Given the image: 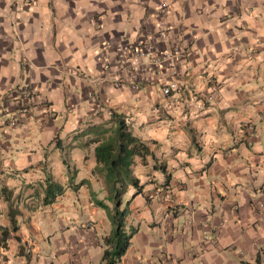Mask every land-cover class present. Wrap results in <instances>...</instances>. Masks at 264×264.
Returning <instances> with one entry per match:
<instances>
[{
    "label": "crops",
    "instance_id": "obj_1",
    "mask_svg": "<svg viewBox=\"0 0 264 264\" xmlns=\"http://www.w3.org/2000/svg\"><path fill=\"white\" fill-rule=\"evenodd\" d=\"M165 27L159 47L193 52L157 77L184 80L202 107L109 78L92 102L84 73L100 74L104 42ZM23 83L40 120L9 128ZM0 104V228L17 210L0 264L100 262L112 223L90 193L112 208L95 155L112 111L150 151L131 166L142 191L122 196L137 230L121 264H264V0H0ZM47 179L64 191L44 204Z\"/></svg>",
    "mask_w": 264,
    "mask_h": 264
},
{
    "label": "built area",
    "instance_id": "obj_2",
    "mask_svg": "<svg viewBox=\"0 0 264 264\" xmlns=\"http://www.w3.org/2000/svg\"><path fill=\"white\" fill-rule=\"evenodd\" d=\"M168 12L169 5L165 3L157 7V15ZM168 31L169 27L159 28L156 33H143L132 39L123 37L115 42H104L103 67L100 74L84 73L92 87L89 96L91 101L96 102L98 99L99 83L109 78L115 87L127 86L130 89L139 88L141 82H157L160 83L159 89L163 98L188 92L189 98L195 100L202 107L203 98L198 93L191 91L186 85L187 82L157 77L164 70H170L174 75H177L180 66H187L193 52L192 43H184L183 40L166 47H159L161 40L167 38ZM26 63L27 59L23 58L21 65L24 66ZM209 86L212 91L219 89V85L215 81H211ZM17 90L19 96L15 98L16 110L7 123L9 128H18L27 122H38L41 116L32 105L34 91L30 86L23 83L17 86ZM46 107L49 115H52L51 106L47 104ZM3 108L4 105L0 104V112ZM152 109L160 115L164 113L163 109L156 105H153ZM163 260L164 262L169 261L166 257Z\"/></svg>",
    "mask_w": 264,
    "mask_h": 264
},
{
    "label": "trees",
    "instance_id": "obj_3",
    "mask_svg": "<svg viewBox=\"0 0 264 264\" xmlns=\"http://www.w3.org/2000/svg\"><path fill=\"white\" fill-rule=\"evenodd\" d=\"M111 115L116 121L114 135L95 147V155L100 165L98 170L108 188V200L111 201L112 208L110 209L94 193H90L93 202L107 211L112 223L111 232L103 239L104 249L98 264H121V256L126 252L130 239L137 230L133 227L125 229L128 211L126 206L121 207L122 196L130 186L135 188L134 195L142 191L139 179L134 175L131 166L135 156L144 159L150 153L148 145L132 134L129 125L120 115L113 111ZM63 191L62 185L47 179L43 203L53 202ZM16 214L17 210L9 212L10 228H0V247H6L11 232L17 230Z\"/></svg>",
    "mask_w": 264,
    "mask_h": 264
}]
</instances>
